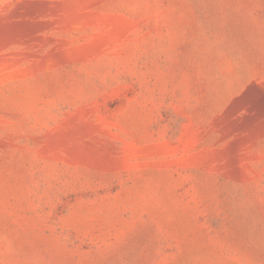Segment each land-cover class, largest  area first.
<instances>
[{"label": "rangeland", "instance_id": "374dc122", "mask_svg": "<svg viewBox=\"0 0 264 264\" xmlns=\"http://www.w3.org/2000/svg\"><path fill=\"white\" fill-rule=\"evenodd\" d=\"M0 264H264V0H0Z\"/></svg>", "mask_w": 264, "mask_h": 264}]
</instances>
